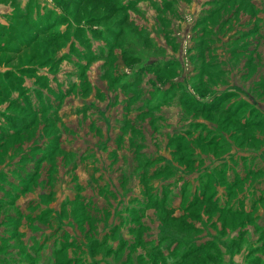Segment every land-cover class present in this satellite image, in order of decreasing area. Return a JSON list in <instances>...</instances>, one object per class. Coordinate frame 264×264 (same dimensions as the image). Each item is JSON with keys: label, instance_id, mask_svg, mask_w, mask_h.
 Returning <instances> with one entry per match:
<instances>
[{"label": "rangeland", "instance_id": "obj_1", "mask_svg": "<svg viewBox=\"0 0 264 264\" xmlns=\"http://www.w3.org/2000/svg\"><path fill=\"white\" fill-rule=\"evenodd\" d=\"M17 1L0 0L14 5L0 16V264H183L200 248L209 261L264 264V114L244 101L262 84L264 107V0ZM201 10L210 31L193 39ZM177 47L182 84L167 83L179 73L169 63L166 85L151 72L127 79L137 60L109 55L164 68ZM219 54L214 90L236 92L205 112L213 97L196 75ZM252 56L258 65L241 67Z\"/></svg>", "mask_w": 264, "mask_h": 264}, {"label": "trees", "instance_id": "obj_2", "mask_svg": "<svg viewBox=\"0 0 264 264\" xmlns=\"http://www.w3.org/2000/svg\"><path fill=\"white\" fill-rule=\"evenodd\" d=\"M251 2H250V4H251ZM203 10H206V9H203ZM203 10H201V14L197 17L198 20H196L195 26L193 28L191 27V29H190L191 37L193 39L195 38V36H197V34H198V28H199V26L201 24L202 25H206L205 30L207 32L210 31V29H209L210 25L206 24V22H201L202 21L201 20V16L203 15ZM253 17L250 15L249 22H248L249 25H250V22H251V18H253ZM169 25H171L170 22H169ZM249 28H251V27H249ZM163 30H164V28H163ZM172 32L175 33V31L173 29H172ZM250 33H251V29H249V34ZM241 38H243V37H241ZM127 39L128 38H125L123 40V43L126 44ZM193 39L191 40V44L188 46V49H187L188 52H189V57H190V63L189 64H191V68H192V63L195 62V58H194L195 57V54L193 53L194 50H195V43L193 42ZM246 44H247V42H246ZM179 45H180V42L178 41V46ZM213 48H215V46H213ZM112 54H113V59L114 60L117 59V58L119 59L120 56H122V59L121 60H124L126 62H133V61H136L137 60V64L130 65V72H128L127 79H139V78L143 79V75L142 74L144 72H147V73L148 72H151V73H155V74L158 75V77H157L158 78V85H166L167 83H171V84L172 83L182 84V81H181L182 80L181 79V71H183V60H181V62H180L181 56L180 57L177 56L178 55V47H177V54L174 57L170 56V57H172L170 60L169 59H166L165 60V62H166L165 65L162 64V67L165 66L164 68H161L160 65H158L159 62H162V59H160V60H148L147 62H145L142 65H140L141 63L139 64L140 61L138 60V57H137V55L134 52H130L129 55H124V54H118L117 52L110 51V54L109 55L112 56ZM201 61H202V63L199 66V70H201V73L198 72L197 73L198 75H196V76H199L201 74V78L204 81L203 88H206L207 89L203 93H205V94L208 93L209 97H213V98L210 99V100H208V98L205 99L206 101L203 102L202 106L200 107V110H204L205 112H207V111H210L211 112L212 111L211 110L212 107H214L215 104H217V103L220 102V100L217 99L216 97H221V99H223V96L225 94L224 91H226V92H234V93L236 91H227L226 89H222V90H219V91L215 92L216 90L220 89V88H217V87L219 86V84H220V82L222 80L221 77L222 76H226L225 70L223 71V69H225V68L218 69V66L219 65L216 64V63H213V62H208L207 61V63H205V61H203V58L202 57H201ZM250 62H251V58H249L248 61H246L244 63V66H246V67L250 66ZM167 63H169L168 66L172 65V66L176 67L178 69L179 73L177 72L175 74L176 77L173 80H171V82L168 81L167 83H164L163 84V81L161 80V77L160 76H161V73L162 72H165L166 71V64ZM115 67H117V66H115ZM188 67H189V65H188ZM121 73H123V72H121ZM225 80H223V82H225ZM215 85H217V86H215ZM183 86H184V89L183 90H184V92H186L185 95L188 96V97H190L191 99L195 100L196 97H195V94H193L192 89L188 85L186 86V85L183 84ZM214 87H216L217 89L214 88ZM195 88H197V87H195ZM162 89L163 88H161L160 86H158V91L157 92H160V90H162ZM214 89H216V90H214ZM213 90H214V92H212ZM166 91H167V89H166ZM197 92H200L199 89H197ZM154 93H155V91H154ZM262 94H264V91L262 92ZM214 100H217V101L215 102ZM244 101L249 104V102L246 99H244ZM182 105L186 106L183 103H182ZM190 108L185 107L186 111L190 110ZM143 112H147V110H144ZM202 123H204V122H202ZM205 125L208 126L207 124H205ZM262 125H263V130H264V124H262ZM192 136H194V140H198V135L193 134ZM235 157H236V155L234 156V158ZM55 167H56V165H55ZM49 169H50V166L48 167V169H45V170H47L46 172L43 169V171L45 172V176L46 177H48L49 176L48 174H50L49 173L50 172ZM53 171L55 173H58V170L57 169H54ZM43 178H45V177H43ZM240 180H242V178L239 179L238 181H240ZM198 250L200 252L199 253H196L194 255V257H193L194 259L193 260H191L190 262H184L183 264H225V263H223V262H221L219 260H214V259H211L212 261H209L207 259V257H206V254L204 252H202V248H200ZM188 256H190V253H186L182 257L183 258H186ZM166 264H173V262L171 261V262L166 263ZM178 264H182V263H178Z\"/></svg>", "mask_w": 264, "mask_h": 264}, {"label": "flooded vegetation", "instance_id": "obj_3", "mask_svg": "<svg viewBox=\"0 0 264 264\" xmlns=\"http://www.w3.org/2000/svg\"><path fill=\"white\" fill-rule=\"evenodd\" d=\"M255 18H256V15L254 16V20H255ZM252 19V18H251ZM250 26H251V33L249 34V36L253 33V32H255V34H254V36L250 39V42H249V44L251 45L250 46V49H249V54H250V56L251 55H253V54H255L257 51H258V47H259V44L261 43V36L259 37L257 34H258V28H257V26H256V23H254V21H251L250 22ZM220 29H222V27L220 28ZM221 38H218V40H220ZM220 45L221 44H217L216 45V49H219V47H220ZM247 52V51H246ZM254 56V55H253ZM253 56L252 57H250L251 58V62H250V65H253L254 63L256 64V65H258V59H256V60H254V58H253ZM219 60L220 61H218V62H216V64H218V65H220L221 64V62L222 63H226V61H225V59L219 54ZM253 62V63H252ZM225 63H224V66H225ZM245 63V62H244ZM241 67H246V66H244V64H242V66ZM223 68H225V67H223ZM257 72L260 74L259 75V80L260 79H264V64H263V66H262V69H260V70H257ZM248 74H250V71H243V72H239L238 74H237V76L238 77H236V79H240V80H242V78L244 77V78H246L247 76H248ZM261 76V77H260ZM262 81V80H261ZM242 82V81H241ZM257 82V81H256ZM233 85H234V90H236L237 89V91L241 94V93H243V90H242V84L240 83V82H237V81H233ZM263 87V85L261 84V85H258L256 88L254 87V85H253V87H252V89H250L249 88V91H245L244 92V94L246 95V100L249 102V104L253 107V109H256V110H258L260 113H262V114H264V110H260V109H264V107H262V104H260L259 103V101H258V97L256 98V96H255V94H257V90L258 89H260V88H262ZM261 95H264V94H262L261 93ZM261 97V96H260ZM216 105H218V103L217 104H215L214 106H216ZM256 112V111H255ZM234 115H236V113L234 114ZM234 117V121H235V123H238V124H240V118L241 117H239V118H237V117H235V116H233ZM205 124H207L208 125V122H206V121H203ZM242 127H246L247 125H249V124H247V123H245V124H243V125H246V126H243L242 124H240ZM250 125H252V123L250 124ZM253 125H257V123H253ZM213 127H214V125H213ZM247 128V127H246ZM251 139H254V140H256V141H262L263 140V138H259L258 136H254V135H251V137H250ZM262 148H264V145L263 146H261V149ZM240 155H242V154H240ZM256 155H257V157H259V155H260V153H256ZM257 170L255 169L254 171H250V173H248L247 175H245L244 177H242V180L244 179V178H246L249 174H252L253 172H256Z\"/></svg>", "mask_w": 264, "mask_h": 264}, {"label": "crops", "instance_id": "obj_4", "mask_svg": "<svg viewBox=\"0 0 264 264\" xmlns=\"http://www.w3.org/2000/svg\"><path fill=\"white\" fill-rule=\"evenodd\" d=\"M10 1H16V3L18 2L17 0H10ZM24 1H25V0H22V1H21V4L19 5V6L21 7L20 10H22V11H23V10H26V9H25V6H26V5H25L24 7H22ZM11 8H12V6L10 5V10L5 9V12H4L2 9H0V16H1V14H2L3 17H4V16H10L9 13H10L11 10H14V5H13V8H12V9H11ZM3 12H4V13H3ZM0 23H1V24H4V22H3L2 20H0ZM129 72H130V71H129Z\"/></svg>", "mask_w": 264, "mask_h": 264}]
</instances>
